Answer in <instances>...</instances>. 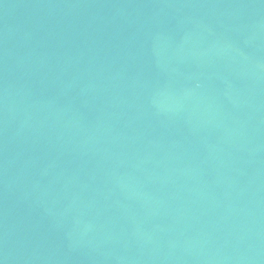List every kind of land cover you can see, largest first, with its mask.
Masks as SVG:
<instances>
[{
	"label": "water",
	"instance_id": "water-1",
	"mask_svg": "<svg viewBox=\"0 0 264 264\" xmlns=\"http://www.w3.org/2000/svg\"><path fill=\"white\" fill-rule=\"evenodd\" d=\"M0 264H264V0H0Z\"/></svg>",
	"mask_w": 264,
	"mask_h": 264
}]
</instances>
